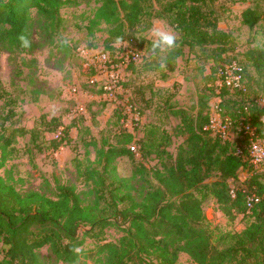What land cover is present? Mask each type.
<instances>
[{"label":"trees","instance_id":"1","mask_svg":"<svg viewBox=\"0 0 264 264\" xmlns=\"http://www.w3.org/2000/svg\"><path fill=\"white\" fill-rule=\"evenodd\" d=\"M93 1L99 6L87 30L91 31L94 25H105V48L111 52L114 50L111 43L116 42L117 36H124L126 41L139 39V46L145 51L139 73L154 72L166 78L159 59L150 52V40L143 36L136 38L139 28L146 31L154 19L164 21L179 36V46L167 55L169 71H173L176 60L183 55V48L199 49L206 59L215 60L217 63L208 78V95H201L204 104L199 106L196 116L171 110L172 116L180 119L178 134L185 137L175 156L165 152L169 145L166 132L154 125L147 126L137 142L140 158L168 156L171 162L164 170L155 171L140 164L134 166L131 178L145 179L144 175L150 173V179L155 182V185L149 182L140 200L132 194L136 189L130 179L115 174L116 159L126 157L135 164V156L126 146L134 137L125 130L118 131L116 145L102 142L97 147L93 140H83L85 148L94 146V160L85 156L83 161L73 160V163L81 182L90 187L87 194L77 192L70 185L58 186L54 198L35 191L20 193L0 175V264H42L38 251L44 247L56 261L76 264L72 248L83 244L78 234L82 227L89 228L84 236L99 241L96 254L102 255L103 264H178L180 253L187 254L194 264H264V172H253L243 147L246 139L224 142L205 129L209 114L206 101L213 95L215 73L234 60L222 57L227 51L229 36L218 27L220 18L215 4L220 0ZM69 2L0 0V49L9 53L33 51V23L50 41L63 26L60 11ZM31 11L35 12V18ZM260 21L264 23V16L251 9L242 13V23L248 28ZM21 32L29 35L31 48L19 46L17 35ZM244 60L254 76L235 60L242 67L245 92L223 91L222 117H229L234 127L243 117L256 135L262 137L263 109L256 101L264 100V51H258L257 47L248 49ZM226 94L233 95L234 100L224 99ZM203 107L207 108L205 116H202ZM8 119L9 116L2 118L0 124V170L17 152L16 136L29 134L32 144L39 137L36 129H12L5 136L4 122ZM46 126L45 133L56 131L61 125L52 119ZM71 128H62L60 140L52 141L54 150L68 143ZM237 148L242 150L240 155L236 154ZM243 173L247 177L240 180ZM230 182L235 184L233 198L229 193ZM88 194L93 199L84 203L82 196ZM248 196L257 199L250 209L246 206ZM208 199H214L226 217L232 212L243 214L245 228L214 235L203 212V204ZM107 228H115L123 235L116 242L101 243Z\"/></svg>","mask_w":264,"mask_h":264},{"label":"rangeland","instance_id":"2","mask_svg":"<svg viewBox=\"0 0 264 264\" xmlns=\"http://www.w3.org/2000/svg\"><path fill=\"white\" fill-rule=\"evenodd\" d=\"M69 1L60 11L63 26L50 41V38L40 34L39 28L33 23V51L9 53L0 49V118L9 116L8 121L4 122L5 136L12 129H36L39 133L34 144L30 142L29 134L16 136L14 147L17 152L5 163L0 175L20 193L35 191L54 198L58 186L70 185L77 192L87 194L90 187L81 182L73 163V160L83 161L85 156L94 160V146L85 148L83 140H93L97 147L102 142L116 145L118 131L125 130L134 137L126 146L130 150L136 148L139 154L132 152L135 156L134 165L126 157L116 159L115 174L130 179V184L136 189L132 194L140 200L149 182L150 185H155V182L150 179V173L144 175L145 179L131 178L134 166L140 164L149 171L164 170V166H169L171 161L168 156L159 159L153 155L140 158L137 142L143 137L147 126H157L168 135L169 145L165 152L175 156L185 137L178 134L180 119L172 116L171 110L185 111L188 116H196L199 106L204 104L200 100L201 95H208V78L217 62L211 58L206 59L199 49L189 51L183 48V55L176 60L173 71H169L168 67L163 69L166 78L162 79L158 73H139L145 51L139 46V39L129 40L128 44L140 52L141 59L137 63L118 68L119 88L113 93L112 99L107 100L101 87L102 81L96 82L95 86L88 83L94 74L84 67L85 60L80 55L81 49L106 51L107 27L100 24L91 26V31L87 30L99 5L93 0ZM247 9L263 17L264 0H220L215 4L220 18L218 27L229 36L225 47L227 51L222 57L237 60L254 76L244 60V53L264 42V23L260 21L253 28L245 26L242 13ZM31 15L35 18L34 11H31ZM155 22L165 24L158 19L151 21L152 24ZM147 30L139 28L136 38L143 36L149 40ZM61 34L71 40L70 47H58L56 40ZM112 44L114 50L110 52L114 57L120 44ZM73 88L77 89L75 93L71 91ZM212 98L213 95L206 104ZM224 99L232 102L234 96L226 94ZM206 107H203L202 116L207 113ZM52 119H57L61 126L56 131L45 133L46 125ZM64 126H72L69 141L54 150L52 141L60 140L62 131L59 139L55 137ZM239 139L244 140L243 137ZM212 175L215 176V173ZM246 177L243 173L239 178L242 180ZM229 186L234 188L235 184L230 182ZM82 197L84 203L93 199L89 194ZM203 212L210 229L217 236L220 233L240 232L247 225L241 213L232 212L231 216L226 217L214 199L204 202ZM88 229L82 227L78 233L83 240L80 247L83 255L79 264H103L102 255L96 254L99 241L83 235ZM102 235L101 243H106L116 242L123 233L115 228H107ZM38 254L42 264H64L56 261L47 247L39 250ZM178 264L194 263L187 254L180 253Z\"/></svg>","mask_w":264,"mask_h":264},{"label":"built area","instance_id":"3","mask_svg":"<svg viewBox=\"0 0 264 264\" xmlns=\"http://www.w3.org/2000/svg\"><path fill=\"white\" fill-rule=\"evenodd\" d=\"M80 55L85 60L84 67L93 71L94 76L89 80L91 86H95L96 82L102 81V90L104 97L111 100L113 93L118 90L120 84V77L118 68L120 66H127L132 63H137L141 59V54L138 50L124 45H118L114 57L111 56L110 51L101 50H80ZM117 62H119L117 64ZM86 68V69H87ZM100 79H97V78ZM213 98L209 102L208 125L206 130L210 131L212 135L216 136L222 141H231L234 139L244 138L246 143L243 146L248 152L249 162L252 165L253 172L264 171V132L262 137H258L254 130L251 128L248 120L243 117L239 118L237 126L234 127L233 121L229 117H222L224 113L222 107L223 91L235 90L245 92V85L242 76V67L237 61H231L217 69L215 73V80L212 84ZM72 93L77 91L73 88ZM257 105L263 109L260 123L264 127V100L259 99L256 101ZM58 132L56 139L61 135ZM131 151L137 155V149L131 148ZM242 150L237 148L236 154L240 155ZM230 195L234 197V188L229 186ZM257 199L254 196L246 198V206L251 208L252 203Z\"/></svg>","mask_w":264,"mask_h":264},{"label":"clouds","instance_id":"4","mask_svg":"<svg viewBox=\"0 0 264 264\" xmlns=\"http://www.w3.org/2000/svg\"><path fill=\"white\" fill-rule=\"evenodd\" d=\"M147 31L148 39L150 40V52L159 59V67L164 69L167 65V55L179 46V36L170 26L160 22L153 23ZM17 40L22 49H29L32 46V41L26 32L18 34ZM56 43L61 49L71 46V40L63 34L57 37ZM116 43L128 47V41L124 39V36H117ZM257 50L264 51V42L257 44ZM72 252L76 257V264H79L83 249L73 247Z\"/></svg>","mask_w":264,"mask_h":264}]
</instances>
